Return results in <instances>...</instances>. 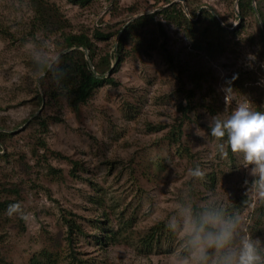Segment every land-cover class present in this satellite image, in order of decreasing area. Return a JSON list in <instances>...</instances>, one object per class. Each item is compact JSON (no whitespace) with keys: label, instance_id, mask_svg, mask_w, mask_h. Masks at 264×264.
Here are the masks:
<instances>
[{"label":"rangeland","instance_id":"1","mask_svg":"<svg viewBox=\"0 0 264 264\" xmlns=\"http://www.w3.org/2000/svg\"><path fill=\"white\" fill-rule=\"evenodd\" d=\"M47 1L64 22L56 35H32L30 0H0V203L21 205V213L0 212L3 264H31L45 250L69 252L70 213L85 227L86 236H75L73 245L81 264H182L181 258L190 264V234L183 225L186 214L195 220V207L239 216L241 231L261 241L264 256V215L257 210L264 189L242 155L226 143L222 151L209 130L211 116L226 117L246 98L264 106V19L258 12L264 17V0H253L254 13L242 12L240 0H92L84 7ZM175 5L197 25L195 36L206 30L214 35L212 50H194L197 37L186 20L161 13ZM208 13L226 32L215 34ZM146 16L154 18L130 29ZM96 29L113 35L96 42L103 55L115 57L127 36L114 73L118 84L98 89L77 113L46 94L50 83L41 85L45 73L35 63L58 61L65 52L57 44L61 34L92 35ZM115 67L114 61L107 73ZM189 103L181 142L175 143L172 128ZM158 126L163 128L154 130ZM57 154L80 164L75 176L70 161ZM196 166L204 173L200 178L190 174ZM50 167L62 170V177L51 175ZM106 210L109 221L102 216ZM160 223L165 233L146 248L142 239ZM98 225L118 232L119 241L98 244ZM219 260L220 253L211 252L207 264Z\"/></svg>","mask_w":264,"mask_h":264},{"label":"trees","instance_id":"2","mask_svg":"<svg viewBox=\"0 0 264 264\" xmlns=\"http://www.w3.org/2000/svg\"><path fill=\"white\" fill-rule=\"evenodd\" d=\"M71 3L86 6L92 0H69ZM33 6V25L32 30L34 35L37 31L45 32L46 34H58L63 28L64 22H62L61 14L59 9L55 6V4L47 1V0H30ZM239 7L241 11L251 10L254 13L253 0H240ZM258 12L260 16L264 19L263 13L261 9L258 7ZM165 15L166 19H183L186 20V25L191 29L192 35L198 33L197 25H193L184 15L181 9L177 8V6H172L169 10L164 9L161 12ZM214 23L215 34L222 35V33L226 32L225 28L215 19L214 15L208 13ZM149 18V19H147ZM153 16L142 17L137 20L134 24L130 25V29L134 30L138 26H143L148 23V20H152ZM264 22V20H263ZM129 29V30H130ZM194 32V34H193ZM237 31L235 30V33ZM128 35V32L127 34ZM13 37L12 35H10ZM63 37L62 42H57L58 48L60 50H65L66 53H62L60 58L53 65L46 61H38L36 62V68L39 71L45 73V76L41 78V85H45V80L48 79L50 85L49 90L46 91V94L50 96V98L54 100H64L69 108H71L74 112H79L81 107L85 105L94 95V93L107 85H117L118 82L114 77V73L117 72L118 67L121 65L123 61L122 52L125 45V40L127 36H123L121 40L117 43L116 49L113 54L106 53L105 55L99 54L96 49V42H109L113 35L104 33L99 29H96L92 35L86 33L85 31L80 33H63L61 34ZM214 35L209 31H203L193 42V49L200 52L202 50H212L215 46ZM264 42V34L263 31L261 33ZM217 51L222 49L221 45L215 47ZM113 59L116 62V67L110 73H107L113 64ZM39 99L42 101V97L39 96ZM191 103L186 105V107H181L180 110L182 112V117L180 119L179 124L174 126L171 131V139L175 143L181 142L182 137V127L185 119L188 118V113L191 111ZM42 126L44 128L47 127V122L45 120L41 121ZM162 126L156 127L154 130L162 129ZM177 130V132H176ZM3 136V135H1ZM39 146L46 149V143L44 140H39ZM47 151V150H46ZM188 151V150H186ZM48 152V151H47ZM61 158H65L69 160L72 164V170L70 171L71 176H75L76 172L80 169V164L76 161L68 157L61 156L57 154ZM51 175L55 177H62V170L50 167ZM12 194H17L19 196L18 189H11ZM97 204H100V207L103 206V201L100 198L95 200ZM17 203L16 201H4L0 203V212H5L7 210L9 204ZM257 210L260 211V215H264V198L259 201V206ZM194 216H199L200 209L194 208ZM68 216L71 218H66L65 222L67 225V242L69 252L66 253L65 250L60 251H49L45 250L40 252L37 256H35L31 264H59L61 260L67 262V264H81V260L79 259L77 252L74 251V237L76 236H86L85 227L77 223L76 217L73 213H70ZM103 219L106 221L110 220V215L106 211L102 212ZM97 224H104V221H101L100 218L96 220ZM100 225L96 226L99 230L103 232L102 235L96 237L97 243L102 245H107L112 241L115 243L117 240L119 241V233L114 231L113 229H104ZM165 233V226L163 223L158 224L156 227L151 228L144 238L142 239V244L146 246V248H152L153 242L163 236ZM158 236V237H157ZM42 258V260H41ZM2 258L0 256V264H3Z\"/></svg>","mask_w":264,"mask_h":264},{"label":"clouds","instance_id":"3","mask_svg":"<svg viewBox=\"0 0 264 264\" xmlns=\"http://www.w3.org/2000/svg\"><path fill=\"white\" fill-rule=\"evenodd\" d=\"M225 93L230 91L226 88ZM264 108L246 98L226 117L216 114L209 119L210 135L226 143L232 153L241 154L250 175L264 189ZM194 178L204 175L199 166L190 170ZM264 195V191L261 192ZM21 213L19 203L9 204L6 214ZM183 227L190 234V264H207L211 252H219V264H264L261 241L240 228L239 216H227L222 209L203 210L195 220L186 214ZM182 264L187 258H181Z\"/></svg>","mask_w":264,"mask_h":264},{"label":"water","instance_id":"4","mask_svg":"<svg viewBox=\"0 0 264 264\" xmlns=\"http://www.w3.org/2000/svg\"><path fill=\"white\" fill-rule=\"evenodd\" d=\"M64 53H66V51Z\"/></svg>","mask_w":264,"mask_h":264}]
</instances>
